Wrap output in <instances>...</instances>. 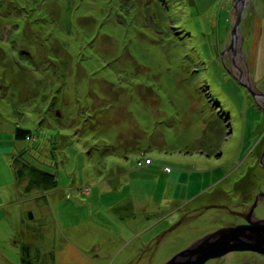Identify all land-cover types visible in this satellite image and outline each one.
Instances as JSON below:
<instances>
[{
    "label": "rangeland",
    "instance_id": "obj_1",
    "mask_svg": "<svg viewBox=\"0 0 264 264\" xmlns=\"http://www.w3.org/2000/svg\"><path fill=\"white\" fill-rule=\"evenodd\" d=\"M246 1L243 57L232 0H0V264H163L232 221L211 203L264 190V99L231 75L264 95V0ZM14 158L56 186L25 191Z\"/></svg>",
    "mask_w": 264,
    "mask_h": 264
},
{
    "label": "water",
    "instance_id": "obj_2",
    "mask_svg": "<svg viewBox=\"0 0 264 264\" xmlns=\"http://www.w3.org/2000/svg\"><path fill=\"white\" fill-rule=\"evenodd\" d=\"M232 2L235 16L229 30L231 42L229 47L225 49V52L229 49L235 54L234 46L241 40L239 26L241 24L242 9L247 1L232 0ZM237 50L244 57L240 44ZM233 66H235V64H233ZM231 75L247 89L248 93L255 99L257 104L264 99L263 93L255 92L245 81V77L240 71L237 76L232 73ZM246 76L248 78L250 77L248 69H246ZM262 110L264 112V107H262ZM260 165L264 169V152L260 158ZM255 205L256 204L252 205L250 212L253 211ZM237 251H252L264 255V219L257 218L252 220L247 218L246 224H236L235 226L218 228L214 232L207 233L200 239L195 240L192 244L183 248L182 251L174 254L172 258L163 262V264H205V262L210 259L221 258L226 255V253Z\"/></svg>",
    "mask_w": 264,
    "mask_h": 264
},
{
    "label": "trees",
    "instance_id": "obj_3",
    "mask_svg": "<svg viewBox=\"0 0 264 264\" xmlns=\"http://www.w3.org/2000/svg\"><path fill=\"white\" fill-rule=\"evenodd\" d=\"M16 138H28L30 130L22 129L19 126L16 128ZM12 169L16 178V181L26 180L28 183L24 188L25 191H32V189H38L39 191H49L56 186L54 173H51L43 168H39L33 163L24 161V159L17 158L13 160ZM24 182V181H23Z\"/></svg>",
    "mask_w": 264,
    "mask_h": 264
},
{
    "label": "flooded vegetation",
    "instance_id": "obj_4",
    "mask_svg": "<svg viewBox=\"0 0 264 264\" xmlns=\"http://www.w3.org/2000/svg\"><path fill=\"white\" fill-rule=\"evenodd\" d=\"M247 196L248 195H245V197H247ZM252 197L253 198H252V200H251L250 203L245 204V202H242L243 200H241L240 202H238L237 204L240 205V208H237L235 210L232 209V208H230V206L225 205V204L222 205V204H220L218 202L211 203L213 209L214 208H217V209H220V208L221 209H225L224 212L226 213V215H228V216H230L232 218V221H230L229 223H225L221 227H225V226H235L236 224H246L247 218H250L252 220L257 219V218L264 219V217H262V216H260V217L258 216L257 217V214H256V210L259 207H264V190H262L261 188H258L255 191L254 196H252ZM254 204H256V205H255L253 211L250 212V209H251L252 205H254ZM221 227H218V228H221ZM218 228H216V229H218ZM250 252H252V251H250ZM259 255L264 257V255H261V254H259ZM216 259H220V258H216ZM216 259H210V260L206 261L205 264L208 263V262H210V261H212V260H216Z\"/></svg>",
    "mask_w": 264,
    "mask_h": 264
},
{
    "label": "crops",
    "instance_id": "obj_5",
    "mask_svg": "<svg viewBox=\"0 0 264 264\" xmlns=\"http://www.w3.org/2000/svg\"><path fill=\"white\" fill-rule=\"evenodd\" d=\"M259 28H258V39L260 38L261 39V37H264V18H262V17H260V20H259ZM152 162L153 161H151V163L150 164H152ZM149 165V164H148ZM148 165H146V166H148ZM11 169H12V166H11ZM12 172H13V169H12ZM13 178H14V182L16 183V184H22V183H18L17 181H16V178H15V175H14V172H13ZM28 216L30 217V218H32L33 217V214L32 213H28ZM28 253V247L26 248V254ZM26 260V258L24 259V258H22V261L24 262Z\"/></svg>",
    "mask_w": 264,
    "mask_h": 264
},
{
    "label": "built area",
    "instance_id": "obj_6",
    "mask_svg": "<svg viewBox=\"0 0 264 264\" xmlns=\"http://www.w3.org/2000/svg\"><path fill=\"white\" fill-rule=\"evenodd\" d=\"M150 162H151V159L147 157V159H145L144 162H139L138 164H141V163L147 164V163H150Z\"/></svg>",
    "mask_w": 264,
    "mask_h": 264
}]
</instances>
